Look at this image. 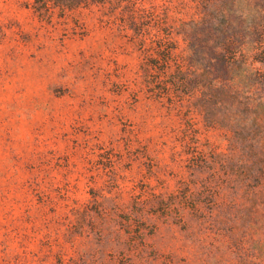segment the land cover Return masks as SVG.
<instances>
[{
  "label": "rangeland",
  "instance_id": "rangeland-1",
  "mask_svg": "<svg viewBox=\"0 0 264 264\" xmlns=\"http://www.w3.org/2000/svg\"><path fill=\"white\" fill-rule=\"evenodd\" d=\"M0 264H264V0H0Z\"/></svg>",
  "mask_w": 264,
  "mask_h": 264
}]
</instances>
